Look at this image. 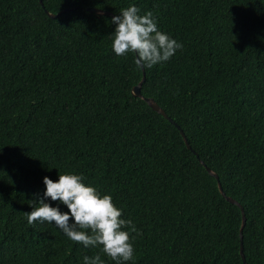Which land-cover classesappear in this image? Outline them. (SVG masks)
I'll return each mask as SVG.
<instances>
[{
	"label": "trees",
	"instance_id": "16d2710c",
	"mask_svg": "<svg viewBox=\"0 0 264 264\" xmlns=\"http://www.w3.org/2000/svg\"><path fill=\"white\" fill-rule=\"evenodd\" d=\"M129 6L183 44L144 68L141 91L195 152L133 95L143 69L114 53L112 17L87 10ZM200 159L244 208L247 264H264V0H0V264L100 253L54 222H27L43 178L67 173L111 195L140 230L125 264H244L242 210Z\"/></svg>",
	"mask_w": 264,
	"mask_h": 264
},
{
	"label": "clouds",
	"instance_id": "9594fccd",
	"mask_svg": "<svg viewBox=\"0 0 264 264\" xmlns=\"http://www.w3.org/2000/svg\"><path fill=\"white\" fill-rule=\"evenodd\" d=\"M139 13L138 7L129 6L112 17L111 23L116 25L112 49L117 56L135 54L137 67L151 69L167 62L183 48V44L158 30L152 12ZM83 179L74 173L59 174L57 181L45 176L46 190L34 199L38 206L30 213H24L28 224L54 222L68 239L86 248H99L100 253L115 264L133 260L134 241L141 235L140 230L132 220L121 218L122 210L114 204L111 195H102L96 187L86 186ZM49 199L66 205L68 212H61L58 206H50L45 202ZM70 218L73 223H69ZM100 253L85 256L83 264H105Z\"/></svg>",
	"mask_w": 264,
	"mask_h": 264
},
{
	"label": "water",
	"instance_id": "95a60500",
	"mask_svg": "<svg viewBox=\"0 0 264 264\" xmlns=\"http://www.w3.org/2000/svg\"><path fill=\"white\" fill-rule=\"evenodd\" d=\"M41 4L43 5V0H40ZM87 10L92 12V13H96V14H102V15H108V16H115L112 12L110 11H107V10H104V9H100V8H97V7H87ZM46 13H48V15L52 18H56L58 15H60L61 13H64L66 11L65 10H62L61 12L57 13V14H54V13H51L49 12L47 9L45 10ZM143 69V78L142 80L136 84L133 88H132V93L134 96H137V97H141L143 99H145L147 101V103L155 110L157 111L158 113H161L162 115H164V117H166L171 123H173L180 131L181 135L183 136L184 138V141L187 145V147L189 149H191L193 152H195V150L192 149L187 137H186V134L184 133L183 129L181 128V126L176 122L174 121L167 113L166 111L153 99V98H147V97H144L143 94H142V91H141V87L145 81V69L142 67ZM197 155V154H196ZM198 156V155H197ZM201 163L206 167V169L208 170V172L213 175L217 182H218V186H219V189L222 193L223 196L226 197L227 200H229L230 202L232 203H235L236 205H238L241 210H242V214H243V220H242V226H241V229H240V236H241V255H242V258H243V263L244 264H247L246 262V259H245V256H244V249H243V242H242V239H243V227L245 225V222H246V216H245V212H244V208L243 206L234 198L230 197V196H227L226 193L224 192L223 190V187H222V184L220 182V179H219V175L213 171L210 167H208L201 159H200Z\"/></svg>",
	"mask_w": 264,
	"mask_h": 264
}]
</instances>
